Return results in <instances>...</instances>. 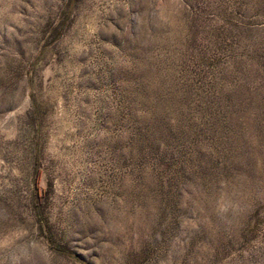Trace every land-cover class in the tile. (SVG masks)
<instances>
[{
  "label": "rangeland",
  "instance_id": "rangeland-1",
  "mask_svg": "<svg viewBox=\"0 0 264 264\" xmlns=\"http://www.w3.org/2000/svg\"><path fill=\"white\" fill-rule=\"evenodd\" d=\"M0 264H264V0H0Z\"/></svg>",
  "mask_w": 264,
  "mask_h": 264
}]
</instances>
